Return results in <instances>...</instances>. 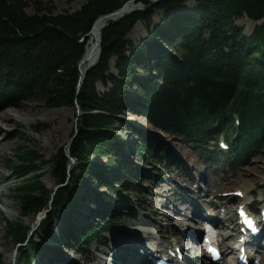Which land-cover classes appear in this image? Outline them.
Returning <instances> with one entry per match:
<instances>
[{
  "label": "trees",
  "instance_id": "1",
  "mask_svg": "<svg viewBox=\"0 0 264 264\" xmlns=\"http://www.w3.org/2000/svg\"><path fill=\"white\" fill-rule=\"evenodd\" d=\"M129 1L88 0L74 13H56L53 5L36 1L35 13L29 14L31 6L24 0H0V108L21 109L22 103L40 97L48 109L82 113L71 145L49 162L30 147L19 149L11 176L19 181L13 191L22 210L15 222L4 218L7 238L22 245L29 232L24 220L44 212L50 202L53 207L31 249L24 247L26 264H32L31 250L38 254L48 248L53 215L63 224L65 248L72 240L80 253L115 227L107 212L135 215L130 192L136 191L131 179L136 173L129 168L131 147L120 135L124 128L136 131L127 114L197 146L222 137L236 159L264 148V0H136L142 9L108 21L101 33L100 59L80 82L89 37L82 40L98 18ZM192 2L195 11L183 8ZM157 12L164 14L158 25ZM244 18L260 23L250 36L237 25ZM139 24L151 40L135 46L129 36ZM34 132L41 135L43 129ZM138 134L137 150L153 164L161 163L164 153L157 144ZM105 157L117 172L112 181L99 163ZM47 164L60 185L57 190H48L42 181ZM95 186L103 190L96 192ZM86 204L98 220L76 239Z\"/></svg>",
  "mask_w": 264,
  "mask_h": 264
},
{
  "label": "rangeland",
  "instance_id": "2",
  "mask_svg": "<svg viewBox=\"0 0 264 264\" xmlns=\"http://www.w3.org/2000/svg\"><path fill=\"white\" fill-rule=\"evenodd\" d=\"M29 4L27 8V13L34 14L35 10L32 7L34 2H41L43 5H53L56 13H74L80 10L88 0H24ZM135 3V2H133ZM135 9H142V4L135 3ZM197 5L195 3H188L183 8L189 11H195ZM134 9V10H135ZM132 10V11H134ZM131 13V11H130ZM164 19V14L162 12H157L155 16V23L158 25ZM260 23H255L250 21L247 18H244L237 22V25L244 31V34L250 36L255 30L256 26ZM155 28V27H154ZM153 28V29H154ZM129 39L135 46H140L142 40H151V37L146 29L145 25L139 24L136 26L134 31L130 34ZM99 90L102 92L106 91L105 87L99 85ZM135 97L139 98L140 89H136ZM4 108H0L3 110ZM15 119L16 123L19 125V131L14 132L15 126L3 128L5 130L0 134V139H4L6 135H10L9 139L12 140L10 147L7 149L6 154L2 158V167L0 168V174L6 177L5 180L0 182V254L2 255V260L0 264H26L25 257L23 255L24 247L31 249V241L37 240V233L41 231V224L46 220L48 213L52 210V204L47 207V209L39 214H32L24 220V225L29 228L28 236L26 241L20 245L12 240L7 238V224L4 218L9 219L12 222L20 219V212L22 210V203L19 198L15 196L13 189L17 186L19 181H16V175L11 176V172L14 169L16 162H18L17 156L20 148H31L35 150L41 157L44 158L46 162L59 153L61 150H66L73 140L76 137V127L78 116L82 113H78V110L73 108H61V109H48L45 107L44 102L40 97L37 100H31L22 103V108L17 109L9 107L6 109ZM127 121L132 123L136 127V131H129L123 129L120 135L124 138L126 143L130 141L133 145L131 148V159L129 161V168L132 169L136 174L131 176L133 180V185L136 187V191L130 192V200L133 207H135V215L132 217L139 216L140 213L146 212L147 202L152 203L151 209H157L160 207L161 199L157 197L156 193V182L163 181L166 176L173 174L177 176L180 173L181 166L177 161L176 156L178 153L185 152L190 159H187L189 162H193L191 167L195 172L198 171L197 166L202 165L205 167L208 163L212 168V173L209 175L217 179H229L232 182L236 180L237 169L241 168L244 174L240 180H243L241 185L248 184L252 186L253 191L245 194L244 198L236 196L235 189H231L226 193L220 195L221 200H217L214 197L210 199H215L217 204L222 202L221 211L225 207H232V214L234 218L236 216L237 206L241 203H248L253 212L259 213L261 209H264V148L259 152L243 157L241 159H236V157L228 150L225 146V149L221 147L222 140L213 139L206 145L201 144L197 146L196 144H191L181 139L179 136L169 135L165 132L157 131L145 120V118L140 117L135 114H127ZM130 118V119H129ZM35 128L43 129L41 135L34 132ZM145 138L157 144L159 147L160 153H164V158L161 163L153 164L151 160L144 154L140 153L138 148L139 145V134ZM224 142V141H223ZM232 142V141H231ZM134 143V144H133ZM129 145V144H128ZM139 151V152H138ZM68 152V151H67ZM69 157V155H68ZM100 165L104 169L105 178L107 181L114 180L117 175L116 171H112L109 168L108 158H101L99 160ZM190 164V163H189ZM194 165L196 169L194 168ZM75 166V161L72 160L68 169L72 171ZM199 167V166H198ZM210 167V168H211ZM208 169H205V172ZM43 178L42 181L48 190H57L60 185L57 183L54 176L53 170L50 167V164L43 167ZM166 172V173H163ZM11 176V177H9ZM9 177V178H8ZM105 181V180H104ZM93 181H89L87 184L88 189H92ZM240 185V186H241ZM166 189V185H163ZM94 190L99 192L103 190L100 186H95ZM206 190V187H205ZM210 195V194H209ZM92 198L94 197L92 191ZM218 197V196H216ZM93 210V208L86 204L85 208L81 211L83 215L78 218V229L75 233L76 239H79L80 233L82 230L91 223L92 220H98L97 216L93 213L87 212L88 210ZM99 210V209H98ZM99 211H103L100 209ZM54 212V210L52 211ZM150 212V211H149ZM222 213V212H221ZM151 217L155 218L150 212ZM108 218H113L115 220V227L104 232L100 239L92 241L88 247H86V253H80L75 251L74 247L76 243L72 240L66 241L69 247L65 248V240L63 234V224L59 222L56 218L53 217V227L50 233V240L47 243V247L42 252L35 254L31 250L32 255V264H50L53 261L57 260L59 263L64 264H93L94 260H98L100 263L104 264L109 257H105L103 253H107V250L110 247L111 238L110 234L115 230L121 228L124 223V216L118 211H109L107 212ZM123 216V217H122ZM144 216V215H143ZM131 217V216H130ZM131 217V218H132ZM225 216H223L224 218ZM144 220L146 217L140 216ZM147 220V219H146ZM145 220V221H146ZM152 219L148 218L150 222ZM226 220V219H225ZM130 223H135L132 221H127ZM147 228H150L154 231L156 237L161 241L165 246H168L171 250H175V246H169L165 242L164 238L159 236V233L152 227L151 223L145 224ZM163 231L171 230L172 225H169L168 222H165L163 225ZM230 229H226L224 233L229 232ZM161 233V232H160ZM202 233V232H201ZM163 234V233H161ZM214 243L217 245L223 236L213 233ZM61 246V249L60 247ZM52 249V250H49ZM54 248H57L61 251L59 254L56 253ZM220 253H223V247H215ZM231 252H228L226 255H230ZM259 261L260 257H258ZM189 260V259H188ZM235 264V263H234Z\"/></svg>",
  "mask_w": 264,
  "mask_h": 264
},
{
  "label": "bare ground",
  "instance_id": "3",
  "mask_svg": "<svg viewBox=\"0 0 264 264\" xmlns=\"http://www.w3.org/2000/svg\"><path fill=\"white\" fill-rule=\"evenodd\" d=\"M135 8V3L133 2L125 4L114 19H119ZM108 21L114 20L101 19L93 25L89 33L86 53L80 66L82 77L100 59L101 33L107 26ZM6 109L0 110V134L3 131L5 133L3 128L6 127L15 126L14 132L19 131L20 128L14 117ZM9 137L10 135H6L4 139H0V168L2 167L1 160L12 142ZM128 144L131 148L133 147L130 141H128ZM187 155L189 154L180 152L178 156L174 157L180 163L182 169L177 176H173V174L172 176L167 175L163 181L156 182V195L161 199L160 207L153 210L151 209L153 204L147 202L145 213H142V215L140 213L139 216L133 218L125 217L121 228L110 234V247L107 253H103L105 257H109V260L104 261V264H143L144 261L146 264H151L148 259L156 255H162V249H168V246H164L159 241L154 231L145 226L146 223H151L152 227L159 233V236L163 237L169 246L177 245L175 246V250L180 247L181 253L188 255V257L190 256L185 264H197L193 263L191 259L197 255L202 256L198 260V264H241L239 260L241 256L246 258L247 264H264V209H261L259 213L254 212L253 214L257 229L260 230L259 236L254 238L251 236V231L246 230V237L249 243L247 245H237L240 233L237 227L239 225L232 214V209L235 206L225 207L221 211L220 206L222 207V202L219 201L217 204L215 199H210V197H214L217 200H221L220 195L232 188L240 192L241 196L252 192V186L248 184L241 185L243 182V180H240L241 177L248 173L238 168L236 180L233 182L229 179H217L209 175L210 172H213V167L208 163H206L205 167L201 164L198 165V171L195 172L193 167H191L193 162L187 160L190 159ZM194 168L196 169L195 165ZM205 169H208V171L205 172ZM5 179L6 177L0 174V182ZM164 184L166 185V189L163 187ZM241 204L244 209L249 208L248 203ZM149 211L153 215L155 214V218L151 217ZM140 216L146 217L147 220L145 219V221ZM223 216L225 217L223 218ZM0 217H2L1 213ZM149 217L152 219L150 222L148 221ZM165 222L172 225L171 230L166 229V232L163 231L162 226ZM207 223L211 224L214 229L212 234L214 232L223 236L217 245L215 243L212 244V247L213 245L218 248L223 247V253L218 256L219 258L216 261L213 260L212 253L207 254L199 245L192 242L198 238L201 232H205V225ZM226 229H230V231L224 233ZM59 247L61 249V246ZM228 252L231 253L227 256ZM258 257H260L261 261H259ZM173 262L184 264L176 259ZM97 263L100 262L94 260L93 264Z\"/></svg>",
  "mask_w": 264,
  "mask_h": 264
},
{
  "label": "water",
  "instance_id": "4",
  "mask_svg": "<svg viewBox=\"0 0 264 264\" xmlns=\"http://www.w3.org/2000/svg\"><path fill=\"white\" fill-rule=\"evenodd\" d=\"M135 1H136V0H132V1H129L128 3H130V2H135ZM152 1H153V2H159V1H161V0H152ZM119 11H120V10H118V11L112 13V14H108V15H105V16H102V17L98 18V19L96 20L95 24L98 23L101 19H113L114 21H117V20L123 18L124 15L121 16L119 19H114V17L118 15ZM131 12H132V11H131ZM129 13H130V12H129ZM127 14H128V13H127ZM125 15H126V14H125ZM88 36H89V34H87V35L85 36V38H84L82 41H84ZM101 39H102V37L100 38V40H101ZM100 44H101V43H100ZM81 64H82V61L80 62L79 68H80ZM94 66H95V65H94ZM94 66H93V67H94ZM91 68H92V67H91ZM80 72H81V69H80ZM81 75H82V73H81ZM83 78H84V77H81V78H80V82L83 81ZM78 113L80 114L81 111L78 110Z\"/></svg>",
  "mask_w": 264,
  "mask_h": 264
}]
</instances>
